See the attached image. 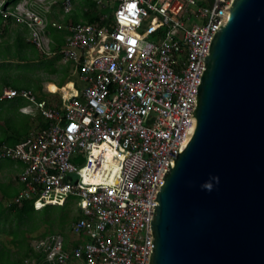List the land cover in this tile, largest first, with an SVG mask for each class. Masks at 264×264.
Returning a JSON list of instances; mask_svg holds the SVG:
<instances>
[{
    "label": "built area",
    "instance_id": "built-area-1",
    "mask_svg": "<svg viewBox=\"0 0 264 264\" xmlns=\"http://www.w3.org/2000/svg\"><path fill=\"white\" fill-rule=\"evenodd\" d=\"M232 1L97 0L107 12L70 24L60 50L76 63L81 87H62L61 102L4 89L5 98L27 99L49 121L14 145L0 144V159L22 163L14 201L35 198L41 209L73 200L81 213L67 244L61 232L37 237L25 264H148L153 199L195 132L201 58ZM8 2L0 0V14L24 24L39 49L58 54L46 36L49 19L30 0ZM61 5L69 13L73 0Z\"/></svg>",
    "mask_w": 264,
    "mask_h": 264
},
{
    "label": "water",
    "instance_id": "water-1",
    "mask_svg": "<svg viewBox=\"0 0 264 264\" xmlns=\"http://www.w3.org/2000/svg\"><path fill=\"white\" fill-rule=\"evenodd\" d=\"M224 11L201 58L195 132L153 199L148 264H264V0Z\"/></svg>",
    "mask_w": 264,
    "mask_h": 264
},
{
    "label": "crops",
    "instance_id": "crops-1",
    "mask_svg": "<svg viewBox=\"0 0 264 264\" xmlns=\"http://www.w3.org/2000/svg\"><path fill=\"white\" fill-rule=\"evenodd\" d=\"M61 2L62 0H30L31 6L45 15L50 21L46 31L50 48L51 44L56 42V37L59 41L63 42V45L66 43L70 35V24L85 22L82 18H84L83 12L88 5V0H73V9L69 13L64 12ZM74 20L78 21L74 22ZM52 22L57 23V25H53ZM29 37L30 30L24 24L16 21L14 18H6L0 14V101L5 102L3 106H0V129L1 126H3L0 133L6 132L4 129L5 120L3 110L7 111V109L10 110V116L24 118V125L31 127L30 131L32 133L37 132L34 130H36L35 127L38 123V110H36L25 98L19 97L9 99L3 96L5 88L15 89L12 87L11 83H9V77L12 78V76H15L22 81L24 86H20L21 89H30L36 94L37 98L47 99L50 102H61V88L68 83L73 81L78 85L76 81L71 79V75L63 74V67L60 64L58 65L56 63L57 61L53 62V60L48 57V53L42 51L33 44L29 40ZM31 46L33 49H37L36 53L32 52L29 54V48ZM29 58H34L37 63L39 61H41L40 63H44L43 65H39V73L36 75H30L29 73L32 71L33 67L28 66L23 68L25 61L28 62L27 60ZM52 62L53 64H51ZM21 63L23 64L21 65ZM53 72L58 73L59 77L55 78ZM61 80H66V82L61 85ZM56 82L59 85H56ZM49 84H54L56 90L49 88ZM24 107L28 108L25 110L23 109Z\"/></svg>",
    "mask_w": 264,
    "mask_h": 264
},
{
    "label": "trees",
    "instance_id": "trees-1",
    "mask_svg": "<svg viewBox=\"0 0 264 264\" xmlns=\"http://www.w3.org/2000/svg\"><path fill=\"white\" fill-rule=\"evenodd\" d=\"M19 1L20 0H9L8 3L15 5ZM87 4L88 5L83 12V21L85 22H95L101 14L106 12V9L98 8L96 0H88ZM77 21L78 20H74V22ZM55 41V43L51 44V50L58 53L63 46V42L59 41L57 37ZM22 64L23 63H21V65ZM65 82L66 80H61L60 84L62 85ZM12 87L15 89H21L16 85H12ZM37 118L38 123L35 127V132L47 127L49 123V121L40 112L38 113ZM5 124L9 127V131L7 133H0V144L7 143L14 145L32 134L30 130H26L24 133L18 134V137L11 138L15 132L14 126H16V124L13 126L11 121H7ZM19 190L20 186L11 189L0 182V221L4 219V223L0 226H4L12 220L15 221L17 226L21 223L27 226L26 229H21V239H18L17 232H14L12 240L18 246L19 250L13 258H11L10 248H7L6 244H0V264H25L26 259L31 258L34 254H36L30 240L28 239V233L34 232L39 227L40 223H44L48 226V230L41 232L39 237L45 236L49 232H61L65 235L67 244L69 241V234H67V231L71 229L74 222L81 218V213L73 200H69L64 205H45L41 209H36L34 206V202L36 200L35 198H25L21 203H16L14 201V198L18 194ZM35 212H40V217L37 221L31 223L30 216H32ZM2 229L3 228L0 227V231Z\"/></svg>",
    "mask_w": 264,
    "mask_h": 264
},
{
    "label": "rangeland",
    "instance_id": "rangeland-1",
    "mask_svg": "<svg viewBox=\"0 0 264 264\" xmlns=\"http://www.w3.org/2000/svg\"><path fill=\"white\" fill-rule=\"evenodd\" d=\"M66 34H67V32H66ZM64 45L62 46V48L64 47ZM32 52L36 53L37 49H35V48L33 49V47L31 46L29 48V54ZM48 57L51 58V60H53V62L57 61L56 63L58 65L60 64L63 67V70H62L63 74L71 75V79L76 81L78 83V86L81 87L83 85L80 78H79L80 74H79L77 65L74 61L65 60L60 51H58L57 55H53L52 53H49ZM27 61L28 62L25 61L23 68H26L28 66L33 67L32 71L29 72L30 75H36L37 73H39V65L44 64V63H40L41 61H39L38 63L35 62L34 58H29ZM53 62L51 64H53ZM53 73H54L53 75L55 76V78L59 77L58 73H55V72H53ZM9 83H11V85H16L18 87L24 86L23 85L24 83L22 81H20L19 79H17L15 76H12V78L9 77ZM56 85H59V84H57V82H56ZM49 88L56 90V86L54 84H49ZM13 102H14V100H13ZM4 104H5V102L0 101V106H3ZM9 112H10V110H8V109H7V111L3 110L5 123L7 121L8 122L11 121L13 123V126L16 124V126H14L15 132L13 133L11 138L18 137L19 136L18 134L24 133L26 130H31V127L23 124L25 122L24 118L12 117V116H10ZM33 114H35V113H33ZM33 116L36 117L35 115H33ZM2 128H3V126H1V129ZM1 129H0V131H1ZM4 129L6 130V133L9 131V127H7L6 124L4 126ZM73 161H74V159H73ZM74 162L77 163L79 166L84 164L83 160L80 162H77V161H74ZM21 165H22L21 162H19L18 160H15V159H13V160L0 159V182H2L4 185H6L7 187H9L11 189L15 188V187H19L20 182L18 180V174L21 170ZM40 214H41L40 212H35L32 216H30L31 223H34L35 221H37V219L40 217ZM40 222H42V221H40ZM2 223H4V219L0 221V225ZM0 227L3 228L2 229L3 231L2 230L0 231V244H2V245L6 244V247L10 248L11 258H13L19 250L18 246L12 240L14 237V232H17L18 239H21V233H22L21 229H24V228L26 229L27 226L25 224H22V223L17 226L15 221L12 220L11 222H8L6 225L0 226ZM45 230H48V226H46L44 223H40L39 227L34 232L28 233V239L30 240L31 244H32L33 240H35L37 237H39V234ZM67 234H69V237H70V230L67 231Z\"/></svg>",
    "mask_w": 264,
    "mask_h": 264
}]
</instances>
